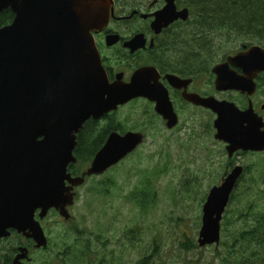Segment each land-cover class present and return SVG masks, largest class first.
<instances>
[{
    "label": "water",
    "instance_id": "95a60500",
    "mask_svg": "<svg viewBox=\"0 0 264 264\" xmlns=\"http://www.w3.org/2000/svg\"><path fill=\"white\" fill-rule=\"evenodd\" d=\"M6 9L15 17L0 27V239L15 229L42 248L48 239L36 212L44 219L55 209L70 219L74 187L104 175L144 142L140 133L111 132L89 168L74 177L69 166L77 163V135L87 121L103 119L138 98L155 103L168 128L178 118L153 68L136 71L129 83L122 75L109 81L92 35L108 19L107 0H0V14ZM214 72L217 90L254 95L255 79L264 72V49L238 53ZM186 99L217 115L214 137L226 144L230 160L238 152H264V119L253 105L242 110L213 97ZM244 170L235 166L210 189L197 238L200 248L218 249L223 217Z\"/></svg>",
    "mask_w": 264,
    "mask_h": 264
},
{
    "label": "rangeland",
    "instance_id": "374dc122",
    "mask_svg": "<svg viewBox=\"0 0 264 264\" xmlns=\"http://www.w3.org/2000/svg\"><path fill=\"white\" fill-rule=\"evenodd\" d=\"M219 39L224 49L229 43L228 36L222 35ZM144 104L137 102L121 107L115 118V121L128 119V127L140 126L146 136L144 144L104 175L89 179L86 185L80 186L75 204L68 210L70 219L54 223V226L63 227L69 241L77 238V250L87 251L88 261L134 264L139 255L150 254L157 246L156 263L192 264V260L200 256L187 252L181 244L186 238L197 241L209 191L220 184L230 161L244 169L252 166L244 183H239L237 192H241V186L246 184H251L252 188L246 196L238 195L240 202H234L228 209L236 207L238 214L245 212L247 204L264 205V153L242 154L230 160L225 144L209 131L207 113L189 112L188 117L194 118L189 121L190 126L199 124L196 132L187 130L186 135H170L159 120L156 124H143L149 122ZM192 135L194 137H190ZM148 176L152 185H142ZM102 180H106L109 186L106 194L102 185H95ZM93 186L101 192L95 191ZM137 189L149 195L156 194L154 204L145 211L132 199V192ZM53 221L54 218H50V222ZM51 223L47 228L50 233ZM77 231L82 235L76 237ZM211 248L213 246L206 247L198 254L211 258L214 250ZM55 254L51 252L49 257Z\"/></svg>",
    "mask_w": 264,
    "mask_h": 264
},
{
    "label": "flooded vegetation",
    "instance_id": "af4514ba",
    "mask_svg": "<svg viewBox=\"0 0 264 264\" xmlns=\"http://www.w3.org/2000/svg\"><path fill=\"white\" fill-rule=\"evenodd\" d=\"M226 1L228 9L235 10L233 13L236 16L248 14L255 4L253 0ZM107 5L108 19L92 35L109 81L115 82L122 75V81L129 83L136 71L153 68L155 72H151L158 78L157 82L168 91L173 112L178 118L177 124L168 128V120L156 112V104L143 98L121 107L137 102L145 103L149 121L152 122L153 115L154 121L163 123L170 135H186L187 130H198L199 124L190 126L189 121L194 119L188 117L190 111L195 114L207 113L214 135L217 133L214 129L217 115L212 110L187 100V95L232 102L242 110L251 104L255 112L264 119V103H261L264 100V87L261 86L264 83V72L257 75V91L251 96L241 91L217 90L214 72L217 66L238 53L252 47L264 49V21L256 27H243L237 23L245 21H238L236 18L235 26L223 25L221 20L223 21V14L227 11L223 9L221 0H107ZM222 35H227L229 40L224 49L219 39ZM231 68L238 74H243L242 69L234 66ZM176 79L180 80L179 84ZM107 116L100 121L106 122ZM130 131L143 134L146 138L141 127L127 132ZM105 142H102V146ZM241 153L243 152H238L235 157H239ZM235 166L234 163L230 171ZM85 171L86 169L74 177L82 176ZM89 179L91 178H86V183ZM78 189L79 187H74L73 193L77 195ZM39 214L40 211H37L35 219L40 222L48 239L47 247L38 248L36 242L25 233L11 229L8 238L0 239V264H110L106 260L88 261V252L77 250V242L68 240L66 230L61 226H54V223L60 224L67 220L57 210L51 209L44 219ZM50 218H54L53 223ZM50 223L51 233L47 230ZM75 234L78 237L77 232ZM54 239L58 241L54 242ZM51 252L56 253L54 257H49ZM19 256L23 258L16 261Z\"/></svg>",
    "mask_w": 264,
    "mask_h": 264
},
{
    "label": "trees",
    "instance_id": "16d2710c",
    "mask_svg": "<svg viewBox=\"0 0 264 264\" xmlns=\"http://www.w3.org/2000/svg\"><path fill=\"white\" fill-rule=\"evenodd\" d=\"M253 1L255 2V4L253 5L254 7L251 6V12H249L248 14L242 13L236 16L233 13V11L235 10L230 11V9H228L229 7L227 1L221 0L223 9L227 11L223 14L224 18L223 21L221 20V24L235 26L236 18L238 19V21H245L246 24L241 22L237 23L238 25L243 27H256L257 25L263 23L264 0ZM14 17L15 14L10 9L4 10L0 14V27L11 24L14 20ZM261 86L264 87V83H262ZM261 91H263V89H261ZM117 114L118 112H112L107 116L106 122L91 119L84 124L83 129L77 136L78 144L74 150V155L77 159V163L71 164L69 166V172H71L73 176L80 175L83 170L87 169L90 166L96 154L103 147L102 142L106 141L112 131L117 130L120 133L125 134L129 130H136L138 127H140L134 125L128 127L126 125L128 119L115 121ZM146 115L148 114L146 113ZM152 117V122L149 121L143 124H156L153 115ZM209 131L212 132L211 125H209ZM241 154L247 155L249 153ZM250 154L255 155V153ZM233 165L234 162L230 161V164L228 165L229 168L225 169V172L222 174V176L225 173L229 172ZM251 168L252 166L245 167V175L240 180L242 182L239 181L240 184L244 183L245 177L247 176V174H249ZM94 178L99 177H92L91 179L93 180ZM105 182L106 180H102L95 184L102 185V191H104V194L109 191V186ZM142 185H152L151 177H146ZM93 187L95 191L97 190L99 193L101 192V190L98 189L97 186ZM251 188V184H246L245 186H241V192L240 190L237 192V187L232 195L230 205L234 204V202H240V198L238 195L246 196ZM91 189L92 188L89 189V192H91ZM155 196L156 194L149 195L146 191L140 189L132 192V199L143 211H145L150 204H154ZM77 235L81 236L82 232L80 231L79 234V232L77 231ZM181 246L187 252H193L200 256L199 258L192 260V264H264V205L261 207H257L252 203L249 205L247 204L245 206V212H239L238 214L236 213V207L235 209L227 208L222 222L221 242L218 249L213 246L214 250H212L213 253L210 256L211 258L202 257L203 253L198 254V251L202 252L206 247L200 248L197 244V241H195L193 238H186L185 242H183ZM156 249L157 246L153 247L150 254L145 253L139 255V258L134 262V264H158L154 261L157 252ZM88 251H90V248H88Z\"/></svg>",
    "mask_w": 264,
    "mask_h": 264
}]
</instances>
